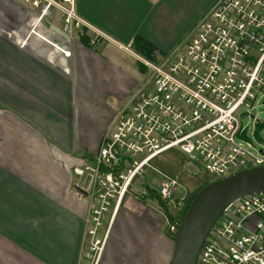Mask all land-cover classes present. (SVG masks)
<instances>
[{"label":"crops","instance_id":"crops-1","mask_svg":"<svg viewBox=\"0 0 264 264\" xmlns=\"http://www.w3.org/2000/svg\"><path fill=\"white\" fill-rule=\"evenodd\" d=\"M215 1L75 0L77 16L103 38L93 44L85 27L70 39L57 34L61 14L50 11L35 29L49 43L35 34L20 47L33 11L0 0V264H78L88 199L75 190L83 186L75 170L91 163L115 112L147 76L135 37L157 58ZM83 29L90 46L79 41ZM150 216L125 196L100 264H169L174 241Z\"/></svg>","mask_w":264,"mask_h":264},{"label":"built area","instance_id":"built-area-1","mask_svg":"<svg viewBox=\"0 0 264 264\" xmlns=\"http://www.w3.org/2000/svg\"><path fill=\"white\" fill-rule=\"evenodd\" d=\"M13 1L34 15L32 27L17 39L20 47L38 34L50 11L61 14L67 38L79 27L93 30V44L104 36L77 16L75 0ZM138 60L146 78L115 112L91 163L75 170L88 199L78 264H100L125 196L144 202L151 221L176 234L189 197L177 176L151 166L163 153L180 150L213 180L264 166V152L245 141L242 121L264 100V0H216L171 50L153 61ZM144 167L157 178H146L135 194L131 188ZM194 264H264V193L246 195L222 211Z\"/></svg>","mask_w":264,"mask_h":264},{"label":"water","instance_id":"water-1","mask_svg":"<svg viewBox=\"0 0 264 264\" xmlns=\"http://www.w3.org/2000/svg\"><path fill=\"white\" fill-rule=\"evenodd\" d=\"M54 31L67 38L66 33ZM75 190L86 195L79 187ZM259 193H264V166L247 168L200 187L177 226L169 264H194L210 228L222 211L246 195Z\"/></svg>","mask_w":264,"mask_h":264},{"label":"rangeland","instance_id":"rangeland-1","mask_svg":"<svg viewBox=\"0 0 264 264\" xmlns=\"http://www.w3.org/2000/svg\"><path fill=\"white\" fill-rule=\"evenodd\" d=\"M52 12V11H51ZM55 12V11H54ZM58 13V12H55ZM60 16V14H57ZM59 21H61L62 26V16L59 17ZM74 32L73 38L76 35ZM264 100H260V103L254 105L250 111V116H246L242 119L244 126H248V129L245 134V141L251 142L257 150L262 149L264 152ZM185 156L178 149L170 150L166 153H163L159 157L155 158L151 162V166L160 172H164L166 174L177 176L181 181L182 185L186 189L188 193V197H190L194 191H196L199 185L204 182L211 180V176L205 173L203 170L196 168L190 162H185ZM197 172L199 175L196 177H190L187 172ZM146 178L156 179L157 173L150 168L144 167L142 174L137 175L134 183L135 186L131 188L132 191H137L141 189L142 184L145 183ZM138 192V191H137ZM189 199V198H188ZM108 214L106 215V219L104 221L103 227L107 221ZM162 230H166V225L162 224ZM103 229V228H102ZM101 230H99L98 234ZM101 234V233H100Z\"/></svg>","mask_w":264,"mask_h":264},{"label":"trees","instance_id":"trees-1","mask_svg":"<svg viewBox=\"0 0 264 264\" xmlns=\"http://www.w3.org/2000/svg\"><path fill=\"white\" fill-rule=\"evenodd\" d=\"M83 28H84V27H83ZM79 41L81 42L82 45H85V46H90V45H91L90 40H89L88 37L86 36V30H85V29H83V32L80 33V35H79ZM133 48L135 49L136 53H137L141 58H144V59H146V60H150V61H153V60L156 59V58H155V55H154V52H155L154 47L151 46L148 42H146L144 39H142V38L139 37V36L135 37V39H134V41H133ZM162 54H164V53H162ZM162 54H161V55H162ZM139 66H140L141 71H143V72L146 71L145 67H144L142 64H139ZM184 160H185V162H187L186 159H184ZM187 173H188V175H189L190 177H196L197 175H199V173L195 172V170H194L193 173H192V172H187ZM212 180H213V178L211 177V180H208V181H204V182H202V183L199 185L198 189H199L200 187H202L203 185L207 184L208 182H211ZM198 189H197V190H198ZM197 190H196V191H197ZM196 191H194V193L189 197V199H188V204L190 203V201H191L193 195L196 193ZM182 216H183V214L181 215L179 221L181 220ZM166 235L169 236V237L174 241V239H175V234H172V233L166 232Z\"/></svg>","mask_w":264,"mask_h":264}]
</instances>
